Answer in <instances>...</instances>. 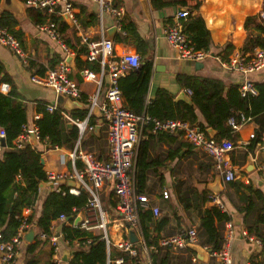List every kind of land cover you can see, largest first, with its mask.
Returning <instances> with one entry per match:
<instances>
[{
  "label": "crops",
  "instance_id": "crops-1",
  "mask_svg": "<svg viewBox=\"0 0 264 264\" xmlns=\"http://www.w3.org/2000/svg\"><path fill=\"white\" fill-rule=\"evenodd\" d=\"M15 1L18 7L17 14L2 9V0H0V13L7 12L15 17L17 22L15 31L21 34L20 43L27 63L23 64L17 56L1 44L0 62L16 92L12 100L14 104H21L25 108V125L31 129L35 125V117H41L37 111L38 106L40 104L57 106V97L51 90L31 83L30 78L32 75L40 76L39 73H36L40 69L46 72L55 68L64 54L60 48L37 32V24L26 12L30 8L20 0ZM71 1L79 28L71 27L63 20L66 24V29L62 33L64 42L73 52V56L68 58L70 59L68 77H71L70 79L78 85L81 98L84 97L88 105L83 106L80 103V98L79 107L72 111L86 109L87 113L89 100L97 92L99 93L98 104L102 102L108 75L106 72L103 75L97 73L100 86L83 78L82 71L86 65L91 64L86 60L88 47L82 42L84 38H87L89 42H99L102 38L109 39L113 42L114 55L136 53L140 57V66L145 64L150 66L146 102L151 101L157 91L163 90L169 94L174 103L179 101L190 103L191 94L185 92L188 89L180 82L181 79L216 81L224 87L225 91L237 86L239 92V86L246 78L242 74L223 68L220 58L225 57V61H228L237 53L247 54L243 50L249 42L251 32L244 29L245 20L249 17L261 16L263 13V0H159L160 6L157 4L154 6L152 0H114V6L121 10V16L119 20H116L112 14L107 12L100 17L98 4L89 0ZM183 10H188L190 13L189 17L182 21L183 31L189 24L195 23V20H201L209 34L210 57L201 63L179 60L176 51L164 39L163 31L173 24L175 16ZM127 25L132 26L134 35L132 32L127 33ZM227 46H230L231 50L225 52ZM80 50H86V53L79 54ZM30 65H33L32 70L29 69ZM248 79L254 85L264 83V69L251 74ZM6 94L0 92V108L6 106ZM123 103L122 98V106ZM58 109L68 116L72 112H68L62 107H58ZM91 116L96 119L92 126L89 125L93 131L87 129L84 132L80 146L83 150L95 154L99 159H104L108 154V144L105 138L106 123L100 117L97 107L94 108ZM196 116L197 122L204 123L203 117L197 110ZM67 127L73 126L67 123ZM255 129V124L250 120L223 139L234 145V150L229 155L235 176L231 182H225L217 176L213 170L211 159L183 139L174 135H168L166 139H159L158 135H153L152 138L142 135L137 153L140 143L146 142V163L152 164L145 172L142 194L146 195L151 205L159 210V216L153 218L155 223L153 222L149 227L150 242L156 241L158 244L162 238L173 236L189 228H195L197 231L196 244L175 252L153 246L147 248L142 231L135 232L138 238L135 245H140L142 248L140 252L142 264H151L149 259L151 250L157 253L155 255L157 264L161 261H166V264H219L216 258L211 257L203 249L209 245L206 243V237L201 228L200 212L211 206L218 208V205L212 201V197L223 206L222 212L231 216V220L224 222L219 229L222 243L228 235V223L231 226L233 235L230 241V255L233 264L264 263V249L261 242L260 245L249 243L242 236V233L247 231L243 224V214L236 211L240 206V193L236 192L234 187L237 184H242L250 186L262 194V199L252 197L256 209L247 217L250 223L256 224L257 211L264 205V176L257 170L259 163L263 160V155L257 151V145L253 149L249 147L251 143L249 138L251 134H254ZM206 133L212 138L216 135V132L210 128L206 129ZM32 143V147L41 152V165L45 173L50 171L62 174L71 172L69 161L66 164L60 162L61 156L69 152L68 149L58 147L51 149L44 142L43 144ZM1 155L2 152L0 157ZM16 180L19 181L20 178L17 177ZM178 183H182L180 193L188 194L190 200V207L186 209L177 201ZM66 185L69 188L73 187L70 183ZM48 190V185L41 186L40 201L36 206V218ZM163 192L167 193V198H163ZM99 195L101 209L109 217L107 235L115 248L114 245L118 242L128 239V234L122 227L117 214L116 200L110 183L100 191ZM80 216L84 217V214L80 212ZM163 218L167 220V225L157 232L156 223ZM69 222L64 226L72 227ZM51 226L55 232H59L62 236L63 225H59L55 220ZM92 234L101 236L102 232L93 230ZM34 243H36L35 239L30 243L26 241L23 244L14 264L24 263L26 247L28 244ZM77 243L79 242L74 241L70 245L62 237L59 243L60 257L62 258L64 253H68L70 258V255L79 249ZM144 246L147 248V252L144 250ZM84 250H87V247ZM35 255L40 259L45 256V260L40 264H45L46 261L53 262L52 249L48 243L41 245Z\"/></svg>",
  "mask_w": 264,
  "mask_h": 264
},
{
  "label": "built area",
  "instance_id": "built-area-1",
  "mask_svg": "<svg viewBox=\"0 0 264 264\" xmlns=\"http://www.w3.org/2000/svg\"><path fill=\"white\" fill-rule=\"evenodd\" d=\"M89 1L98 4L100 17L107 12L112 14L116 20H119L121 10L114 6V0ZM25 6L42 13L44 21L36 26L37 32L60 48L64 54L56 67L47 70L43 76L32 75L30 78L31 83L51 90L56 97L63 96L66 100L79 104L81 91L78 85L68 77L69 65L66 63L67 59L73 56V52L65 45L63 35L59 31L55 21V19H63L69 26L79 28V22L75 15L72 1L27 0ZM189 14L188 10L178 13L174 18L173 24L163 31V36L167 44L176 51L179 60L201 63L209 58L210 55L208 52L195 49L184 33L182 21L187 19ZM261 18L264 20V13L261 14ZM82 42L88 47L86 60L90 63H99L101 75L105 73L104 69L106 68V74L108 75L107 86L100 104H98V92L89 100V110L84 121L74 120L65 113H61L68 124L78 129L79 138L72 150H69L66 155H62L60 158L62 164H66L67 161L70 162L71 172L63 174L51 171L46 172L45 185H48L49 189L54 190L61 184L70 183L73 185L68 191L70 195L79 196L80 194H85L87 196L88 201L84 209H73L72 218L68 220L65 215H60L56 221L61 226L71 221L69 225L73 228L90 233L93 230L102 232L101 237L105 242L107 252H109L110 247H113L107 235L109 217L101 209L99 195L100 191L107 184L110 183L116 200V211L122 227L127 234L130 230H134L136 233L141 232L139 216L141 210L151 211L154 218L159 216L158 208L151 205L148 197L138 194L136 191L135 165L137 148L145 127L152 125L151 132L155 135L167 134L177 136L191 144L195 149L206 154L211 159L215 174L225 182H231L235 179L233 168L229 161V155L234 150V145L227 140L216 141L208 136L206 132L187 122L180 120L159 121L151 119L146 115H136L124 109L121 105L122 96L118 81L129 71L137 70L140 67V57L136 53L114 55L113 42L109 39L102 38L99 42H89L87 38H84ZM0 44L8 48L23 64L27 63L21 43L7 29H0ZM221 65L223 68L242 74L246 78L239 86V93L242 98L257 96L256 87L248 79V76L264 69V49H255L253 52L247 54L237 53L233 57H230L228 61H221ZM82 76L85 80L95 82L100 86L97 74L84 69ZM8 88V85L1 84L0 92L7 93ZM185 92L189 95L191 94L189 90ZM95 107H97L100 117L106 123L105 138L108 144V154L104 159H99L95 154L83 150L80 146L84 132L87 129L93 131V128L88 126V119L93 114ZM57 109L58 107L55 105L46 106L48 113H52ZM38 119L39 117L36 116L35 122ZM250 120V118L241 115L240 125H235L233 120H230L229 124L236 131ZM31 135H34L35 142H40L37 126L34 125L29 129L24 125L21 134L14 141L15 148L23 149L27 146H33ZM4 139V130L0 129V140ZM249 139L253 140L254 134H251ZM46 140L44 143H46ZM3 148L0 142V153ZM257 151L263 155V160L259 163L257 170L264 176V137L257 144ZM162 196L163 198L168 197L166 192H163ZM211 199L222 211L223 206L214 197ZM80 212L84 214V217L80 216ZM31 214L32 211L30 209H25L16 234L8 242L0 244V264L15 263L21 247L26 243V235L34 224L28 222ZM227 228L228 235L220 244L217 251L211 252L208 246L203 248L211 257L216 258L219 264H233L230 255V241L233 231H231L229 223ZM35 231L34 239L36 242H46L50 245L53 253V263L62 264L59 254V243L62 236L59 232H55L52 226L50 228V235L41 233L37 229ZM242 236L249 243L260 245V242L254 237L249 236L247 232H243ZM196 242L197 231L195 228H189L173 236L162 238L157 247L166 250L170 249L175 252L193 246ZM89 243L90 241L87 240L84 247H87ZM77 246L81 247L80 243H77ZM114 246L123 253H127L133 257L136 256L135 244H132L128 239L122 240ZM144 250L147 252L145 246ZM121 262V259L114 261L108 259L106 264H121Z\"/></svg>",
  "mask_w": 264,
  "mask_h": 264
},
{
  "label": "trees",
  "instance_id": "trees-1",
  "mask_svg": "<svg viewBox=\"0 0 264 264\" xmlns=\"http://www.w3.org/2000/svg\"><path fill=\"white\" fill-rule=\"evenodd\" d=\"M26 3L27 0H20ZM159 0H152L153 5L160 6ZM183 5V4H182ZM264 13V0L262 3ZM27 15L37 25L43 23L44 19L40 11L32 8L26 10ZM59 31L63 33L66 24L63 19H55ZM17 22L15 17L7 12L0 13V29H7L15 38L21 41V34L15 31ZM244 29L251 32V37L243 52L251 53L255 49H264V20L261 16L249 17L245 20ZM127 33L134 31L131 25L126 27ZM184 33L189 38L195 49L203 50L209 53V34L201 20H195V23L189 24ZM136 36V34H135ZM231 50L230 46L225 48V52ZM79 54L86 53V50H80ZM225 61V57L220 58ZM53 68V66H52ZM33 69V65L29 66ZM85 70L92 73H100L101 67L97 62H92L85 66ZM106 72V68L104 69ZM40 76L44 75L45 70L40 69ZM150 66L145 64L137 70L129 71L118 81L119 90L124 100L123 108L136 115H146L151 119L159 121L180 120L187 122L192 126H197L206 132L207 128L216 132L213 137L216 141L223 140L228 135L235 132V129L229 124L233 120L235 125H240V116L244 115L250 118L255 124L254 139L251 140L250 148L255 146L264 137V83L255 84L257 96L242 98L238 92V87L234 86L228 90L216 82L210 80L198 79H181L180 82L191 92L190 103L179 101L174 103L166 91L159 90L155 97L146 102L147 88L149 83ZM71 78V77H69ZM8 85V91L5 97L6 106L0 108V128L5 133V146L0 157V244L8 242L17 232L20 225L22 211L30 209L32 214L28 218L29 223H35L37 230L46 235H50V228L53 221L57 220L60 215L66 218H72L73 209L81 210L87 205V196L80 194L73 196L69 194V187L61 184L54 190H48L42 200L41 209L36 218V206L40 201L41 186L46 184V175L41 165V152L32 146L23 149H16L14 146L15 139L21 134L22 127L26 123L25 108L21 104H14L13 97L16 95L11 79L5 74L3 65L0 62V85ZM80 103L88 106L84 97ZM196 110L203 117L204 123L197 122ZM40 118L35 122L38 128L40 143L46 140V146L54 149L65 148L72 150L78 141V129L73 126L67 127V122L63 119L60 109L52 113L46 111V105L40 104L37 108ZM69 116L78 121H84L87 117V110L77 109L69 113ZM95 118L90 116L88 126L95 123ZM89 126V127H90ZM152 125L145 127L143 137L152 138ZM159 139L168 138L167 134H157ZM147 145L141 142L135 166L136 191L142 194L145 184V172L152 164L146 163ZM20 180L17 181L16 178ZM182 183H178L177 201L186 209L190 207L188 194L180 193ZM235 191L239 192L240 206L237 212L243 214V224L247 234L254 237L262 244L264 249V205L257 211V223L252 224L247 217L256 209V204L252 197L262 199V194L253 190L250 186L237 184L234 186ZM205 201V200H204ZM201 213V228L206 237V243L209 245L211 252L219 249L221 243L220 226L231 220V216L222 212L215 206L206 208ZM140 226L142 236L147 248L150 246L156 248L157 242H150L149 227L154 222L152 212L149 210L140 211ZM36 218V219H35ZM155 223V222H154ZM167 225L165 218L156 223V231L163 229ZM61 234L65 241L70 245L78 241L81 245L75 250L69 258L67 264H106L107 260L114 261L121 259V264H142L141 246L135 245L136 256H130L114 247H110L107 252L105 242L100 235H94L84 230L69 226H62ZM87 240L90 243L87 250H84ZM46 242H36L28 244L26 247V259L23 264H40L36 258L37 249ZM154 250L149 251L151 264H157ZM161 261L159 264H166ZM45 264H54L46 261ZM255 264V263H251Z\"/></svg>",
  "mask_w": 264,
  "mask_h": 264
},
{
  "label": "water",
  "instance_id": "water-1",
  "mask_svg": "<svg viewBox=\"0 0 264 264\" xmlns=\"http://www.w3.org/2000/svg\"><path fill=\"white\" fill-rule=\"evenodd\" d=\"M2 9L6 10V11H12L15 14H17L18 12V7L16 4L15 0H2ZM67 65H70V59H67L66 61ZM56 105L58 107H62L64 110L70 112L75 108L79 107V104H77L76 102H73L71 100H66L63 96H58L57 100H56ZM33 142H35L34 140V135H31ZM1 142V146L4 147L5 146V141L4 140H0ZM72 185V184H71ZM69 220V218H68ZM35 229H36V225L35 223L30 227L28 234L26 235V241L27 242H32L34 237H35ZM128 240L132 243V244H136L138 242V238L137 235L135 234L134 230H130L128 232ZM191 247V246H190ZM62 259V264H67L69 261V254L68 253H64Z\"/></svg>",
  "mask_w": 264,
  "mask_h": 264
},
{
  "label": "rangeland",
  "instance_id": "rangeland-1",
  "mask_svg": "<svg viewBox=\"0 0 264 264\" xmlns=\"http://www.w3.org/2000/svg\"><path fill=\"white\" fill-rule=\"evenodd\" d=\"M89 152H90V151H89ZM36 258L39 259V263H40V262L42 263V262L45 260V256H44V257H41V259H40L39 256H37Z\"/></svg>",
  "mask_w": 264,
  "mask_h": 264
}]
</instances>
